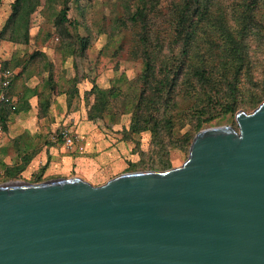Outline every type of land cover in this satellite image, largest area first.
Segmentation results:
<instances>
[{
    "label": "water",
    "instance_id": "1",
    "mask_svg": "<svg viewBox=\"0 0 264 264\" xmlns=\"http://www.w3.org/2000/svg\"><path fill=\"white\" fill-rule=\"evenodd\" d=\"M164 171L0 178V264H264V100Z\"/></svg>",
    "mask_w": 264,
    "mask_h": 264
},
{
    "label": "trees",
    "instance_id": "2",
    "mask_svg": "<svg viewBox=\"0 0 264 264\" xmlns=\"http://www.w3.org/2000/svg\"><path fill=\"white\" fill-rule=\"evenodd\" d=\"M49 1L62 6L56 26L63 33L71 0ZM128 1L123 3L124 16L114 19L112 33L133 30L132 55L143 69L126 92L112 86L106 96L93 84L89 93L95 100L88 117L92 120L110 113L108 101L123 108L131 114L127 131L131 138L150 133L148 150L140 151L138 164L131 168L164 171L172 167L171 149L188 154L195 135L205 125L225 116L235 117L240 110L251 112L264 100V75L254 78L252 60L253 52L264 46V0H134L133 5ZM39 5V0H12L0 39L27 43L30 17ZM60 37L64 43V36ZM78 38V46L68 41L63 44L65 56H77L88 47V37ZM52 86L48 80L40 92L26 89L18 96L20 101L15 99L14 108L4 107L0 111L1 129L6 130L15 115L28 111L30 97H37L45 114L49 106L46 90ZM12 88L10 97H14ZM74 92V88L68 92L69 99ZM186 124L189 128L181 134ZM232 125L237 129L235 123ZM33 151L19 153L21 163L5 167L8 176L21 173L35 155Z\"/></svg>",
    "mask_w": 264,
    "mask_h": 264
},
{
    "label": "rangeland",
    "instance_id": "3",
    "mask_svg": "<svg viewBox=\"0 0 264 264\" xmlns=\"http://www.w3.org/2000/svg\"><path fill=\"white\" fill-rule=\"evenodd\" d=\"M39 1L40 5L30 17L28 42L0 39V57L20 71L15 82V99L26 89L42 91V85L50 80L53 86L46 90L49 106L44 114V107L37 97H30L26 104L28 111L15 115L6 130H0V178L11 177L5 167L20 164L19 153L33 150L35 155L30 163L15 176L28 175V180H38L55 178V172H85V178L106 182L117 170H134L131 165L138 164L140 151L148 150L150 133L142 132L131 138L127 133L131 114L110 105L109 101L110 113L92 120L88 117L95 100L94 94L89 93L93 84L106 96L112 86L126 92L133 88L132 81L143 69L141 62L132 55L133 30L112 33L113 21L124 16L123 3L128 0H71L63 33H60L61 27L59 30L56 26L61 4ZM11 2L3 0L0 4V30L11 13ZM134 2L128 1L129 5ZM162 5L166 3L162 2ZM8 35L6 37L10 38ZM60 35L64 36V43L68 41L76 46L78 36L88 37L90 42L82 54L65 56ZM252 60L254 78L261 79L264 75V46L253 52ZM73 88L76 92L69 99L68 92ZM22 105L25 107L21 101ZM233 123L236 124L235 117L225 116L213 120L203 129L233 127ZM188 128L186 124L180 133H185ZM63 130L76 138L71 149L66 148L60 137ZM187 155L171 149V168L182 164Z\"/></svg>",
    "mask_w": 264,
    "mask_h": 264
},
{
    "label": "built area",
    "instance_id": "4",
    "mask_svg": "<svg viewBox=\"0 0 264 264\" xmlns=\"http://www.w3.org/2000/svg\"><path fill=\"white\" fill-rule=\"evenodd\" d=\"M2 1L0 0V4ZM14 73L13 67L4 65L3 59L0 57V111L4 107L14 108L15 106V98L9 96V88L12 85ZM60 135L66 148L71 149L75 144L76 138L65 130L61 131Z\"/></svg>",
    "mask_w": 264,
    "mask_h": 264
},
{
    "label": "crops",
    "instance_id": "5",
    "mask_svg": "<svg viewBox=\"0 0 264 264\" xmlns=\"http://www.w3.org/2000/svg\"><path fill=\"white\" fill-rule=\"evenodd\" d=\"M2 4V3H1ZM15 73H14V77H13V82H12V85H13V88H12V91H13V95L15 97V90H16V80H17V77L20 75V71H18L16 68H13Z\"/></svg>",
    "mask_w": 264,
    "mask_h": 264
}]
</instances>
